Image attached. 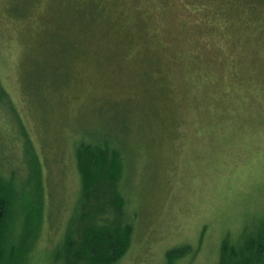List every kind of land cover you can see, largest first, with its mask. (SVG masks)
Masks as SVG:
<instances>
[{"label":"rangeland","instance_id":"374dc122","mask_svg":"<svg viewBox=\"0 0 264 264\" xmlns=\"http://www.w3.org/2000/svg\"><path fill=\"white\" fill-rule=\"evenodd\" d=\"M58 47L75 55L53 85ZM1 99L0 179L20 192L3 261L25 249L13 264H57L85 205L77 150L105 139L122 147L137 215L120 264H168L179 247L173 264H253L242 253L264 233L258 1L0 0Z\"/></svg>","mask_w":264,"mask_h":264},{"label":"trees","instance_id":"16d2710c","mask_svg":"<svg viewBox=\"0 0 264 264\" xmlns=\"http://www.w3.org/2000/svg\"><path fill=\"white\" fill-rule=\"evenodd\" d=\"M256 1L264 5V0ZM53 54L56 56V61H53L52 69L56 71L59 68L58 71H63V76H60L61 81L54 77L51 83L61 84L70 75L75 53L67 47L65 49L58 47L54 49ZM107 143L105 139H98L86 148L80 146L77 150L80 169L83 173L82 189L84 188V192L81 202L85 205L78 209L79 214L74 218V223L68 227L69 235L63 248L52 253L53 258L58 260L57 264H120L132 240H135L134 229L137 215L128 209L126 202L127 163L121 154L122 147L119 146V141L114 140L115 144L111 148L106 145ZM29 151L30 156H33L32 150ZM4 154L5 145L0 142V163L3 161ZM95 172H97L96 175ZM32 186L30 191L28 190L29 185H26L23 190L32 193L31 198L34 197L35 201V185ZM16 191L18 190L0 179V264L15 263L19 258L17 251L22 257L23 250H25H13L14 253L10 254V262L3 261L4 254H6L2 249L3 241L8 234L7 218L10 215L12 199L20 193ZM93 204L97 207L91 209ZM33 215L32 212L30 217ZM251 240L257 242L253 243ZM187 250V247H179L168 251L166 254L168 264H173L175 259L182 258ZM223 254L222 249L221 256ZM242 255H249V260L253 264H264V233L260 234L257 239H249ZM221 264H232L230 256L224 255ZM244 264H249V261Z\"/></svg>","mask_w":264,"mask_h":264}]
</instances>
